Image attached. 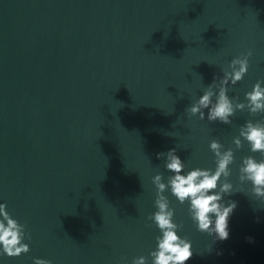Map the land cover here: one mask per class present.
I'll list each match as a JSON object with an SVG mask.
<instances>
[{
    "label": "water",
    "instance_id": "water-1",
    "mask_svg": "<svg viewBox=\"0 0 264 264\" xmlns=\"http://www.w3.org/2000/svg\"><path fill=\"white\" fill-rule=\"evenodd\" d=\"M258 81L264 0H0V204L28 245H0V264H152L157 201L192 245L186 264H264V197L239 171L264 159L241 135L264 124L246 97ZM221 94L229 124L207 118ZM213 140L234 158L216 190L229 183L220 203L236 204L224 241L197 230L165 167L176 149L182 174L214 172Z\"/></svg>",
    "mask_w": 264,
    "mask_h": 264
},
{
    "label": "clouds",
    "instance_id": "clouds-1",
    "mask_svg": "<svg viewBox=\"0 0 264 264\" xmlns=\"http://www.w3.org/2000/svg\"><path fill=\"white\" fill-rule=\"evenodd\" d=\"M248 56L251 52L247 53ZM233 63L240 64V70L234 74V81H240L247 72L248 60H236ZM261 82L258 81L252 88V91L246 93L251 107L250 113L257 114L264 112V88L260 87ZM210 104V94L205 93L199 99V105L208 108ZM243 107V105H239ZM199 107L193 106L188 111L195 114L199 111ZM233 115V111L229 100L224 94H221L215 107L209 109L208 120L210 122L219 121L222 124H229V116ZM203 113H201V119ZM241 135L250 145V151L260 153L264 156V124L248 122L245 124ZM237 145L239 140L234 141ZM210 150L218 158L214 172L211 169L201 170L199 168L182 174L183 164L178 156L175 155L176 149L167 152V162L165 167L173 173L169 180L172 195L177 202L183 205L188 202V213L201 233L215 236V239L224 241L228 238V218L236 207L235 202L229 201L227 206H223L220 201L224 196L232 194L231 185L224 183L218 188V181L221 176L230 175L228 166L233 162V153L231 150L221 154V144L213 140L209 145ZM165 155L160 153L157 158ZM243 167L239 169L244 175L241 179H247L252 185L253 195L264 197V159L255 160L249 156L243 159ZM160 176L155 177L161 191L165 185L159 183ZM5 205L0 204V215L6 220L8 227L0 222V245L3 246V252L8 257H18L21 252L28 251V245L20 244L21 233L16 220L10 218L5 211ZM159 211L152 214L148 219H152L160 231V236L156 238V250L149 255L153 258L152 264H186V261L192 258V245L186 239L180 238L176 233V229H181L182 225L172 222L174 215L173 210H168L167 203L156 202ZM214 218V219H213ZM19 245V246H17ZM33 264H49V262L36 259ZM134 264H145V258L139 257Z\"/></svg>",
    "mask_w": 264,
    "mask_h": 264
}]
</instances>
